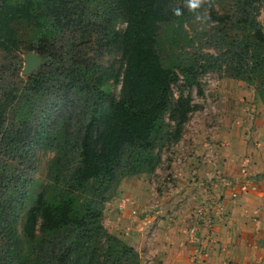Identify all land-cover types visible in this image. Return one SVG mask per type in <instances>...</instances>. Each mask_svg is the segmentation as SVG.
Here are the masks:
<instances>
[{"label": "trees", "instance_id": "trees-1", "mask_svg": "<svg viewBox=\"0 0 264 264\" xmlns=\"http://www.w3.org/2000/svg\"><path fill=\"white\" fill-rule=\"evenodd\" d=\"M256 1L260 0H236L235 22L245 27L246 36L234 47L232 43L230 69L246 83L259 79L257 94L264 105V10L261 24L254 16ZM184 2L109 0L102 4L107 21L117 18L124 24L118 30L104 25L101 32L104 44L117 55L108 77L120 84V90L116 96L109 94L102 85L103 75L97 76V68L86 58L73 62L60 86L67 89L73 84L81 116L73 128L71 115H62L54 132L41 123L34 133L37 142L55 151L49 182L41 192L32 194L31 181L20 178L0 194V264H140L139 252L104 227V202L121 178L152 173L162 147L181 138L194 105L182 90L172 99L179 76L185 87L195 85L201 93L197 78L211 63L186 61L174 51L164 57L160 50L162 37L171 44L183 40V24L189 16ZM65 5L56 0H0V50H17L28 30L34 41L25 46L26 52L51 56L56 34L51 21L67 9ZM211 16L221 24L227 20L225 15L211 12ZM41 81L32 79L30 89H38ZM84 82L93 91L80 87ZM23 94L15 115L25 120L31 95ZM29 199L33 204L26 209L18 233L16 216Z\"/></svg>", "mask_w": 264, "mask_h": 264}, {"label": "rangeland", "instance_id": "rangeland-1", "mask_svg": "<svg viewBox=\"0 0 264 264\" xmlns=\"http://www.w3.org/2000/svg\"><path fill=\"white\" fill-rule=\"evenodd\" d=\"M56 2H66L67 9H63L60 16L52 18L51 26L56 32L52 54L47 58L42 57L35 70L27 75L22 73L24 55L27 53L25 46L34 41L28 30L22 35L17 50H0V194L19 182L20 178L31 181L32 194L41 192L48 184L49 165L55 151L37 142L33 136L41 123L48 132H54L60 126L62 115H71L72 128L81 116L79 107H76L75 94L71 91L73 84L67 89L66 86H60L65 84L66 74L73 62L81 57L86 58L97 68L96 75H103L102 85L109 94L116 96L120 90V84L108 77V67L117 55L104 44L101 32L104 25L110 24V27L118 30L124 24L117 18L107 21L103 16L102 4H108L109 0ZM184 4L189 10V16L183 24V40L171 44L169 39L162 37L160 50L164 57L174 51L175 56L186 61L211 63L209 68L198 75L201 93L195 85L185 87L182 76H179L180 81L172 86V99L182 90L184 95L190 94L194 105L184 124L181 138L162 147L159 163L152 173L121 178L112 197L104 202V227L139 252L140 264H171L172 257L178 258L179 264L186 261L190 264H203L200 260L203 252L199 247L200 239L191 240L187 236V243L184 239L180 247L186 248L185 244H189V249L181 253V248L176 251L171 249L172 240L165 233L166 222L173 217L171 212H183L178 196L183 194L182 188L186 181L182 175L183 167L189 157L193 156L200 160L205 169L213 167V160L221 156L224 158L221 167H224L223 162L227 159L223 153L228 149L233 150V129L242 135L246 146L253 148L264 142V105L257 94L259 79L254 78L253 82L246 83L236 79L230 69L231 64H234L230 50L232 43L234 47V42L246 36L245 27L241 29L235 22L238 14L236 0H200L199 7L195 9L188 7V0ZM255 5V19L263 24L264 0L256 1ZM211 12L214 16L225 15L227 20L221 24L211 16ZM210 57H215L217 61L214 62ZM47 76L59 86L48 81ZM35 78L42 79L41 85L38 89H30L31 81ZM79 85L86 91H93L90 86H86V82ZM23 93L31 95L30 113L25 120L15 115L16 102L24 96ZM42 112L44 116H41ZM245 121H248V126ZM250 131L253 134L248 133L247 136ZM199 148L204 152L196 155L193 150ZM247 157L250 161L246 171L250 175L248 168L252 152L244 151L239 157L240 179L244 177L242 162ZM254 174L264 176L263 173ZM191 176L195 178L196 174ZM219 176L226 177L222 173ZM250 176L249 182L255 184L256 178H252V173ZM32 204L33 199H29L26 206L17 213L18 233L24 213ZM199 205L203 203L196 206ZM193 208L192 205L190 209ZM188 219L194 220L196 224L202 221V218L194 217L193 213ZM2 241L0 239V244Z\"/></svg>", "mask_w": 264, "mask_h": 264}, {"label": "crops", "instance_id": "crops-1", "mask_svg": "<svg viewBox=\"0 0 264 264\" xmlns=\"http://www.w3.org/2000/svg\"><path fill=\"white\" fill-rule=\"evenodd\" d=\"M248 133L253 134L250 131L247 136ZM193 151L196 155L204 152L200 148ZM244 151L252 152L248 171L254 175L252 178H256L257 189L240 192L238 184L242 179L239 157ZM223 157L227 159L223 162L224 167H221L224 159L221 156L214 159L213 167L208 169L202 168L195 156L189 157L183 167L182 175L186 181L182 188L183 194L178 195L183 212L172 211L173 217L166 222L165 233L172 240L171 249L176 251L181 248V253H185L189 244H185L184 248L180 247V243L184 239L187 243L190 228H194L197 239H200L199 247L203 251L200 260L203 264H264V176L254 174H264V142L253 148L246 146L242 135L233 129V150H226ZM220 173L226 177L221 178ZM193 174H196L195 178L191 176ZM196 203L203 205L196 206ZM192 205L194 208L191 210ZM198 208L202 210L198 216L202 221L197 225L188 217L192 213L194 217L197 216ZM177 259L172 257L171 264H179ZM180 264L190 263L186 261Z\"/></svg>", "mask_w": 264, "mask_h": 264}, {"label": "built area", "instance_id": "built-area-1", "mask_svg": "<svg viewBox=\"0 0 264 264\" xmlns=\"http://www.w3.org/2000/svg\"><path fill=\"white\" fill-rule=\"evenodd\" d=\"M250 161V158H244V161L242 162L243 163V168H242V171H243V175L244 177L242 178V180L240 181L239 183V190L240 192H247V191H250V190H256L257 189V184H251V182H249V178L251 177L247 171H246V166H247V163ZM236 195V194H234ZM196 214L197 216H200L202 214V210L201 208H198L196 210ZM190 239L193 240V239H196L197 240V234H196V230L194 228H190Z\"/></svg>", "mask_w": 264, "mask_h": 264}, {"label": "water", "instance_id": "water-1", "mask_svg": "<svg viewBox=\"0 0 264 264\" xmlns=\"http://www.w3.org/2000/svg\"><path fill=\"white\" fill-rule=\"evenodd\" d=\"M41 63V57L36 52H28L24 55L22 73L27 75L35 70Z\"/></svg>", "mask_w": 264, "mask_h": 264}, {"label": "clouds", "instance_id": "clouds-1", "mask_svg": "<svg viewBox=\"0 0 264 264\" xmlns=\"http://www.w3.org/2000/svg\"><path fill=\"white\" fill-rule=\"evenodd\" d=\"M199 4H200V0H188V7L191 9H195L199 7ZM175 14L180 15V10L176 9Z\"/></svg>", "mask_w": 264, "mask_h": 264}]
</instances>
